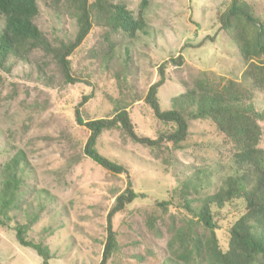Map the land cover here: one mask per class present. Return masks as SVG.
<instances>
[{
    "label": "rangeland",
    "instance_id": "rangeland-1",
    "mask_svg": "<svg viewBox=\"0 0 264 264\" xmlns=\"http://www.w3.org/2000/svg\"><path fill=\"white\" fill-rule=\"evenodd\" d=\"M244 1L264 16V0ZM37 2L40 13L34 23L51 47L73 42L78 32L74 7L66 0ZM112 2L136 11L143 0ZM147 2L145 28L134 36L94 23L70 57L73 83L65 82L53 55L41 48L27 54L28 62L9 59L0 67V193L6 164L24 152L28 163L8 211L10 226H25L28 240L46 245L50 264L101 262L108 215L128 182L137 198L113 217L119 247L109 264L190 263L181 257L179 238L193 214L180 192L197 185L201 198L212 195L230 173L234 144L211 121L189 117L186 139L177 146L164 140L150 148L116 127L104 131L97 151L127 174L106 171L84 155L90 132L79 125L77 109L84 122L112 119L127 109L136 136L157 142L174 130L146 102L161 69L164 83L157 98L162 111L176 109L181 96L198 89V81L222 86L239 84L244 76L246 64L232 31L224 30L217 17L231 0ZM4 25L0 16V31ZM179 56L182 62L173 64ZM256 62L263 66L264 58ZM255 101L263 107L264 95L258 93ZM260 125L264 148V122ZM162 202L168 204L166 211ZM245 207L243 200L227 203L216 217L223 252ZM0 264H42V259L18 243L12 228L0 226Z\"/></svg>",
    "mask_w": 264,
    "mask_h": 264
},
{
    "label": "trees",
    "instance_id": "trees-1",
    "mask_svg": "<svg viewBox=\"0 0 264 264\" xmlns=\"http://www.w3.org/2000/svg\"><path fill=\"white\" fill-rule=\"evenodd\" d=\"M66 1L77 11L78 32L70 44L62 42L58 48H53L34 23L40 13L37 0H0V16L5 22L0 31V67H4L9 59L28 62L27 54L41 48L53 55L65 82L73 83L75 80L71 77L70 57L84 42L96 21L112 30H121L128 36H134L145 28L143 14L148 8L147 0H143L136 11L125 5L114 4L112 0ZM217 17L224 30L232 31V41L246 64L241 82L229 81L217 86L208 80L198 81V89L181 96L176 109L162 111L157 98L159 88L164 83L165 73L161 69V79L150 88L146 102L155 117L165 124H171L174 130L155 142L136 136L127 109H119L112 119L90 122H84L77 109L79 125L85 126L90 132L83 152L104 170L127 174L122 166L109 161L97 151L98 139L104 131L116 127L135 142L150 148L158 147L164 140L177 146L186 139L187 117L211 121L234 144L236 152L229 166L230 173L217 192L201 198L197 185L180 192L185 209L193 214L192 220L186 224L185 234L179 238L183 250L181 257L190 262L188 264H203L205 261L206 264H264V148L260 147L264 101L260 108L256 107L255 101L258 93L264 95V65L256 62L264 58V16L257 13L255 5L244 0H231L228 10L217 13ZM171 62L179 65L182 57ZM27 163L26 155L19 151L4 168L6 178L0 193V226L12 228L21 246L34 250L42 259V264H50L52 256L46 245L28 240L25 226H10L8 211L14 207L17 193L24 182L19 174ZM193 195H196V199H192ZM136 198L137 194L131 189V182H128V188L116 198L108 215L107 240L99 264H109L118 251L113 217ZM237 200H243L245 212L231 226L229 248L223 252L218 244L216 217H219L218 213L225 204ZM194 201L199 202L197 209L193 208ZM159 206L166 211L168 204L162 202ZM199 228L203 233L197 231Z\"/></svg>",
    "mask_w": 264,
    "mask_h": 264
}]
</instances>
